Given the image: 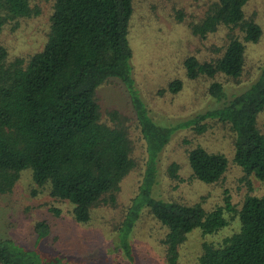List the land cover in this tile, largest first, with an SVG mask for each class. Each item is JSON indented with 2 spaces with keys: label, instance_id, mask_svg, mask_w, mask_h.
Wrapping results in <instances>:
<instances>
[{
  "label": "trees",
  "instance_id": "16d2710c",
  "mask_svg": "<svg viewBox=\"0 0 264 264\" xmlns=\"http://www.w3.org/2000/svg\"><path fill=\"white\" fill-rule=\"evenodd\" d=\"M246 2L209 0L201 17L186 23L196 43L224 29L223 41L210 45L207 57L190 53L182 61L187 79H211L205 91L215 102L173 126L160 127L134 92L126 39L134 0H52L39 50L9 58L0 44V196L10 194L27 169L31 195L45 191L53 200L67 201L72 221L85 224L91 209L105 202L107 195L112 200L119 181L136 167L131 156L135 139L147 157L145 196L125 210L122 235L128 233L144 202L151 217L165 228L160 239L163 264H178V248L187 233L198 229L201 236H214L233 220L237 224L233 232L215 241L203 239L196 264H264V194L246 193L235 207L223 191L220 203L209 208L203 207L202 195L184 202L145 194L155 179L157 153L170 134L178 128L202 134L210 123L228 133L229 161L247 188L250 176L264 181V122L258 121L264 111V69L242 92L227 95L223 90L224 83L242 81L245 43L257 42L262 33L255 14L246 16ZM38 13L35 0H0V29L9 25L13 30L20 19ZM174 19L182 21V13L176 11ZM112 79L132 90H124L122 110H101L98 89ZM180 88L181 81L173 79L157 94H176ZM185 157L189 179L215 184L228 169L224 154L199 144L188 148ZM176 170L171 162L165 172L178 181ZM52 210L57 214V209ZM30 230L39 241L50 228L45 220H35ZM127 245L123 242L124 250L130 249ZM65 258L48 253L41 257L38 251L0 236V264H71Z\"/></svg>",
  "mask_w": 264,
  "mask_h": 264
},
{
  "label": "rangeland",
  "instance_id": "374dc122",
  "mask_svg": "<svg viewBox=\"0 0 264 264\" xmlns=\"http://www.w3.org/2000/svg\"><path fill=\"white\" fill-rule=\"evenodd\" d=\"M208 1L134 0L135 7L130 22L128 21L126 34L131 50V77L134 92L145 104L147 115L157 126H173L215 102L205 91L211 79H187L182 64L184 56L190 53L198 58L207 57L210 54L207 48L224 39V29H219L201 43H196L186 27L188 21L201 17ZM247 2L243 6L246 16L251 12L255 14L262 33L257 42L245 43L242 81L234 85L224 83L223 90L227 95L245 90L258 70L264 69V0ZM35 3L39 7L38 15L20 19L13 30L9 29V25L0 29V44L6 47L9 58L27 56L41 47L52 0H35ZM176 11L182 13L180 22L174 19ZM173 79L181 81V88L176 94H157V90L164 88ZM125 87L117 79L102 85L98 89L101 110L108 107L122 110L126 100L124 90H132ZM258 121L259 124L264 122V111L259 114ZM132 143L131 156L137 163L136 167L119 181L112 200L107 199V195L105 202H100L91 209L90 219L85 224L72 221L71 205L67 201L53 200L45 191H37L35 195H31L30 172L22 170L11 193L0 196V236L9 237L24 248L38 251L41 257L47 253L64 255L71 264H163L160 239L165 228L151 217L144 202L138 217L131 222L128 233L122 235L120 232L125 210L133 205L132 201H140L144 195L142 188L145 186L147 157L144 156L141 142L133 139ZM194 144L222 153L227 158L228 169L219 182L207 184L188 178L189 167L185 151ZM231 151L229 135L219 124L210 123L202 134L178 128L170 134L169 141L157 153L155 179L147 185L148 189L147 186L144 188L147 189L145 194L151 199L184 202H193L202 195L204 208L220 203L223 191L228 194L230 203L235 207L246 193L264 194V181L250 176L249 189L239 179L238 169L229 161ZM171 162L177 165L178 181L170 179L165 172L166 166ZM52 208L57 209V214ZM35 220H45L50 228L46 237L39 241L34 240L35 235L30 230ZM236 228L237 224L232 220L222 233L214 236L206 234L203 237L198 229H192L178 248V264H196L203 239L219 240L222 235L233 232ZM123 242L130 249L128 247V250H124Z\"/></svg>",
  "mask_w": 264,
  "mask_h": 264
}]
</instances>
